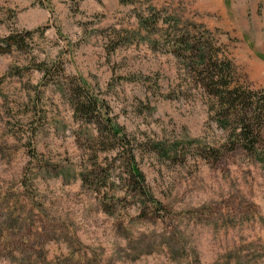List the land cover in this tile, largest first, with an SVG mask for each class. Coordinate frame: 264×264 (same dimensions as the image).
Returning a JSON list of instances; mask_svg holds the SVG:
<instances>
[{
  "label": "rangeland",
  "instance_id": "1",
  "mask_svg": "<svg viewBox=\"0 0 264 264\" xmlns=\"http://www.w3.org/2000/svg\"><path fill=\"white\" fill-rule=\"evenodd\" d=\"M7 35L19 45L0 53V264H264V109L246 149L194 55L171 51L193 39L264 98V0H0ZM81 82L161 208L72 108Z\"/></svg>",
  "mask_w": 264,
  "mask_h": 264
},
{
  "label": "trees",
  "instance_id": "2",
  "mask_svg": "<svg viewBox=\"0 0 264 264\" xmlns=\"http://www.w3.org/2000/svg\"><path fill=\"white\" fill-rule=\"evenodd\" d=\"M154 21L156 20L154 19ZM176 37H179V34H176ZM11 45H19V40L14 35L5 36L0 40V53L9 51ZM174 46L178 49L181 46L184 51V54H181L178 50L172 48L174 50L171 51H174L179 57H183L184 55L191 57L194 55L195 62L190 61L188 66L197 78L198 81L196 82L213 97L216 104L221 107V112L223 114L226 113L225 116L229 120L231 119V122L236 123L235 129H233V141L251 150L260 129V114L263 113L264 98H256L249 91L232 87L228 80V78L233 76L229 63L224 59L213 58L204 46L199 47L193 39H182L179 41V46L176 45V42ZM69 95L71 106L79 114L80 118L97 125V138L99 140L105 138V141L106 139L107 141H113V147L119 149L117 155L128 157L127 160L131 163L129 164L130 179L128 187L134 189L140 195L143 193L144 197H151L153 205L161 208V204L147 193L143 185L142 175L132 165V160H134L133 154L131 153V149H128L130 144L127 143L128 141L122 128L110 122L106 117L104 118V114L101 112L103 102L96 99L83 82L76 84ZM100 122L103 123L100 124Z\"/></svg>",
  "mask_w": 264,
  "mask_h": 264
}]
</instances>
